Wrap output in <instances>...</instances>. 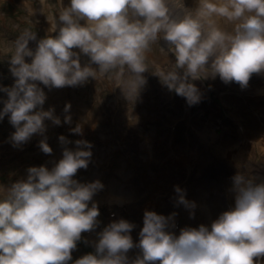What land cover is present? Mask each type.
<instances>
[{
    "label": "clouds",
    "instance_id": "1",
    "mask_svg": "<svg viewBox=\"0 0 264 264\" xmlns=\"http://www.w3.org/2000/svg\"><path fill=\"white\" fill-rule=\"evenodd\" d=\"M46 19L47 35L37 40L34 31L24 29L12 42L14 82L0 86L6 94L0 99V120L7 116L15 129L13 147L38 134L40 150L52 154L45 121L59 126L61 120L53 108L44 109L47 97L40 85L49 90L83 86L89 78L108 76L134 102L146 84L152 45L174 57L171 68L158 67L155 76L189 105L201 99L195 81L219 77L244 89L253 75H264V0H194L191 6L186 0H69L67 6L61 3L58 16ZM82 55L88 58L83 65ZM70 107L65 104L64 112ZM64 123H71L70 115ZM71 132L82 135V126ZM58 139L65 147L51 168L32 166L25 178L0 183V264H69L82 233L99 225L98 206L89 202L102 183L74 179L79 169H87L92 145L76 140L70 149L66 137ZM175 191L178 204L195 208L182 189ZM231 191L234 206L210 228L185 226L177 234L176 213L146 210L138 243L130 235L134 224L114 220L97 233L94 253L73 264H256L264 257V181L238 172ZM134 247L139 254L130 259L127 253Z\"/></svg>",
    "mask_w": 264,
    "mask_h": 264
},
{
    "label": "rangeland",
    "instance_id": "2",
    "mask_svg": "<svg viewBox=\"0 0 264 264\" xmlns=\"http://www.w3.org/2000/svg\"><path fill=\"white\" fill-rule=\"evenodd\" d=\"M61 3L67 6L69 0H0V86H11L14 82L9 72L12 42L24 29L34 31L37 40L47 35L49 24L46 17L53 14L58 16ZM160 43L163 46V41ZM35 46V41L29 42L30 48L34 49ZM25 60L30 62L28 57ZM87 61L88 58L82 55L81 64ZM172 61L174 57L161 53L159 45L151 46L145 61L147 71L143 74L146 84L139 90L134 102L129 101L117 88L115 78L109 79L108 76H98L96 80L89 78L83 86L53 90L40 85L47 97L44 109L53 108L61 120L59 126L45 121L46 142L53 150L51 155L40 150L42 137L38 134L23 145L13 147L10 135L15 129L7 116L0 120V183L5 185L25 178L29 167L45 165L51 168L54 162L62 158V148L65 146L59 143L58 137L61 135L70 141L66 145L70 149L76 148V140H86L92 145L87 169H79L74 179L81 183L96 180L102 183L103 188L89 202V207L92 202L98 206L99 225L92 232L82 233L81 241L77 242L76 249L71 253L72 261L69 264L87 253H94L90 236L114 220L124 219L135 225L130 233L134 244L139 241L146 210L164 216L176 213L173 231L177 234L185 226L204 224L210 228L213 220L234 206L231 191L233 176L240 172L256 182L264 181V153L250 152L249 148H246V152L245 148L241 151L238 149L237 163L216 154L215 147L218 145L242 147V138L231 116L233 108L222 102L217 92L210 90L209 79L195 81L201 98L206 99L200 108L187 103L189 116H186L187 111L184 112L178 102L180 96L169 91L155 76L158 67L168 70ZM124 71L126 79L127 70ZM228 98L232 104L239 106L245 117L264 113V95L247 103L246 99L251 98V94L231 90ZM0 99H6V94L0 93ZM65 104L71 105L68 113L64 112ZM2 106L0 103V108ZM216 107L220 114L213 116ZM65 115L71 116L70 124L64 123ZM193 119L208 125L210 129L216 128L217 132L227 128V132L221 135L222 144L212 140H207L205 144L199 139L194 134L197 124ZM77 124L82 126V135L71 132ZM197 126L204 129V125ZM251 130L256 134L262 132L256 124H252ZM189 144L206 147L208 157L196 153L188 168L181 167L172 159L180 158ZM211 148L216 157H213ZM110 185L115 189H109ZM175 187L183 190L185 199L195 203L194 209H186L177 203ZM108 191L113 192L114 197L106 200ZM152 193H156V196H152ZM149 196L152 204L144 210ZM131 251L130 259L139 254L138 248L134 247ZM260 258L264 264V257Z\"/></svg>",
    "mask_w": 264,
    "mask_h": 264
},
{
    "label": "bare ground",
    "instance_id": "3",
    "mask_svg": "<svg viewBox=\"0 0 264 264\" xmlns=\"http://www.w3.org/2000/svg\"><path fill=\"white\" fill-rule=\"evenodd\" d=\"M186 3L191 6V4H194V0H186ZM209 80H210V83L212 86L210 90L217 92L221 101L223 100L228 106L233 108V111H231V116L234 119V124L237 128V132H238L239 136L242 138V141L240 143V146H242V147H239V146L235 147L234 145L232 147H228L226 145H218L215 147L216 154L219 156L225 157L227 160H229L233 163H237L235 161V159L237 158L236 150H238V149L241 151L242 148H245V152H246V148H249L250 152L255 151L257 153H264V113L261 112V114H258L255 116L250 115L249 117H247V116L245 117V115L242 114L241 109L238 108L239 106L236 104H232L231 100L228 98L231 90L244 91V92H248L249 94H251V98L246 99L247 103H250L252 100H256V99L262 97L264 95V75H260V76L253 75L249 81L247 88H244V89H242L239 86V84H237L235 82L225 84L219 79V77H217L215 79L209 78ZM200 81H204V80H200ZM231 96H234V95L231 93ZM205 99H206L205 97H202L198 103L194 104V107H196V108L202 107L204 102H205ZM178 102L180 103V106L183 107L184 112L187 111V101L184 99V97L180 96ZM48 108L49 107H46V110ZM54 114L56 116L59 115V114H56L55 112H54ZM219 114H220V111L216 107L214 110L213 116H217ZM186 116H189L188 111L186 112ZM193 122L196 123L197 125H204V129H202V130L200 129V127H198L196 125L197 132H194V134L198 135L199 139H202L203 141H205V144H206L207 140H212L214 142H219L220 144H222V140H221L222 136L221 135H223L224 133L227 132L226 131L227 128L222 127L223 129H221V132H217L216 128L210 129L208 127V125L197 121V119H193ZM209 122H212V120H209ZM252 124H256V127L260 128L262 132H260V134H256L255 131L251 130ZM192 129H194V128L192 127ZM198 131H200V132H198ZM228 143H230V142H228ZM232 143H234V142H232ZM211 150H212V148H211ZM196 153H198L200 156L208 157V150L206 147L200 148L198 146L195 147V146L189 144L187 151L183 150V154L180 158L174 157L172 160L177 165H179L181 167L188 168L192 164V157ZM212 153H213V157H216L214 155L213 150H212ZM242 154H243V152H241V155ZM109 189L114 190L115 187L113 185H110ZM113 194L114 193L110 192V191H108L106 193V195L109 198L110 197L113 198L114 197ZM135 195H136V193H135ZM152 196H156V193H152ZM146 199H147V201H145ZM146 199L143 200V201H145V204L143 207L144 210L148 209L152 204L151 203V196L147 197ZM184 220L186 221V218H184ZM97 237H98L97 234H95V235L90 236V239L94 243L98 240ZM131 252L132 251L130 249L129 252L127 253L128 257L130 256ZM261 260H262V262H261ZM262 263H263V259L257 258L256 264H262Z\"/></svg>",
    "mask_w": 264,
    "mask_h": 264
}]
</instances>
